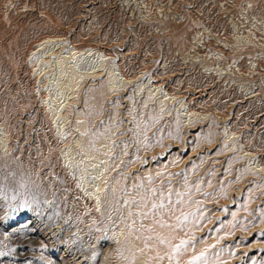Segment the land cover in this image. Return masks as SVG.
<instances>
[{"label": "rangeland", "instance_id": "1", "mask_svg": "<svg viewBox=\"0 0 264 264\" xmlns=\"http://www.w3.org/2000/svg\"><path fill=\"white\" fill-rule=\"evenodd\" d=\"M160 1L174 3L182 12V0ZM183 1L195 3L199 14L183 5L192 12L191 19L166 22L168 32L158 33V25L133 17V10L128 11L122 0H0V252L6 253L0 255V264H57L67 251L62 241L70 239L66 227L55 239L47 237L53 239L47 245L40 240L44 236L39 230L50 232L65 224L76 232L71 249L77 245L92 257L99 255L104 242L113 247L108 234L111 217L121 213L126 201L138 244L147 234L169 242L188 233L177 244L189 264H264V100L240 91L249 77L232 79L219 64L208 72L202 67L205 64L184 63L189 52L204 51H191L187 43L199 30V19L217 37L232 41L231 22L237 17L232 10L227 12L229 19L224 18L227 7L220 9L222 0ZM245 2L251 7L242 5ZM255 5L264 8V0H233L236 10L247 8L239 15L250 18L245 26L258 33L264 31V14L257 15ZM156 7L151 8L155 13ZM46 37L68 38L80 48H100L115 59L126 77L138 78L144 72V89L138 90L141 82L109 89L108 76L85 81L66 111L68 134L62 141L47 122L49 114L43 110L29 64L35 43ZM211 45L220 49L215 41ZM224 50L227 61H240L241 71L246 65L248 75L252 73L246 54ZM235 55L239 58L233 60ZM258 64H264V55L256 60ZM220 70L234 83L216 76ZM185 71L189 77L181 81ZM151 77L157 87L164 86L192 104L193 100L198 114L217 113L230 119L238 136L228 140L224 121L215 116L186 122L174 107L161 109L159 98L148 93ZM236 84L239 88L233 87ZM253 84H257L254 79ZM253 91L264 99L261 85ZM4 122L11 130L8 140L2 131ZM76 141L81 149L74 147ZM68 145L75 149L78 169H88L87 182L104 174L108 188L116 189L113 196L118 195L120 202L113 206L107 200L104 214L64 166L62 156ZM91 146L102 160L90 168L83 151H91ZM32 217L35 227L19 228ZM64 257L66 264L78 263L69 253ZM101 263L102 257L97 258Z\"/></svg>", "mask_w": 264, "mask_h": 264}, {"label": "bare ground", "instance_id": "2", "mask_svg": "<svg viewBox=\"0 0 264 264\" xmlns=\"http://www.w3.org/2000/svg\"><path fill=\"white\" fill-rule=\"evenodd\" d=\"M208 1L212 2V0H208ZM122 2H123L124 7L128 8V11L133 10V12L131 11L133 17H138L139 20L141 19L146 24H150L154 26L155 24L158 25V29L156 30V32L158 33L168 32V29L165 27V25L169 23H166V22L175 20L174 22L176 24H180L183 21L185 22L187 19L189 20L191 19V17L189 16L191 15L192 12L189 9H185L184 8L185 6L183 5H187L188 7L193 8L194 12L196 14H199V11L195 3L185 2L183 0L181 1L182 6L180 7V11L182 9V12H179V7L174 5V3L172 4L171 2H168L167 4L166 3L163 4V2L161 1L159 2V0H122ZM236 3H239V2H236ZM242 5L246 7H251L250 4L246 2L243 3ZM154 6H157L156 13L153 12L151 9ZM204 6L206 7L209 5L205 3ZM223 7L224 5L221 4L220 9H222ZM235 7L237 9V5H235ZM25 8H26V11H28L29 6H25ZM226 9L227 8H224V11ZM245 10H247V8ZM183 12H186V14H183ZM245 12H248V11H245ZM258 17L259 16H257V18ZM237 20H233V21L231 20L232 22L230 21L232 23L231 27L233 29V34L231 35L232 41H229V40H226L225 38L222 39L221 37H217L214 31L210 30L208 25H206L203 21L199 19L198 22L196 23L198 25L197 27L199 28V30L195 32L193 41L191 42L188 40L187 42L186 40V42L188 43V45L190 44L191 51L195 49L197 50L202 49L204 51L201 54L198 52H195L194 55H192V52H189V54H187L188 58L187 57L185 58L187 62H184V63L189 64V62H192L191 63L192 66L196 65L197 63H199L200 65L205 64L202 67L206 68V71L210 70L212 67L213 68L218 67V64H219V68L225 67V69L223 70L224 74L225 75H228V73L231 74L229 76H231L232 79L234 76H237V75L243 78L249 77L253 73V66L256 64V60L259 59V57H262V55H264V48L261 46H258L256 42H253L247 36H244L245 35V33L243 32L244 30L246 32L251 31V34L253 33V35L256 36L257 33L253 31V27H250V25L249 26L244 25L243 26L244 30H243L240 26L236 24ZM249 23L247 22V24ZM170 24L173 25L174 23L171 22ZM20 37L21 36H19L17 39V42H16L17 46H19L20 44ZM211 41H215L216 44L220 46V49L213 48L211 45ZM35 44L36 46H35L34 51L31 52L29 64L31 65L33 69L34 79L37 81V89H38L37 95L42 100L43 110L49 114L47 116V119H48L47 122L50 123L51 125H54L55 129L57 130V135L62 141L66 139V136L68 134V132L65 131V123L69 118L66 116V111L71 106H73L72 105L73 100L77 98V92L83 87V85L85 84L84 83L85 81H89V79H91V81L98 80L105 76H108V86H109V89H112V90L115 87L120 86V85L122 86L123 85H133L135 83L141 82V84L139 83L140 85L138 84L139 85L138 90H140L142 88L144 89V86L147 82L146 80H143V78L145 77L143 76L144 72H141L140 77L138 78L126 77L121 67L119 66V64L116 63L115 59L111 58V56L107 55V53L103 52L100 48H96L93 46H87L84 48L76 47L74 46L73 42L69 41L68 38H64V37H46L44 39L37 41V43ZM224 48H226V50L231 49V53L246 54V57L248 56V58L251 59L249 64L251 65L250 71L252 70V73L250 72V74L248 75L249 68L246 65L244 67V70H245L244 73L243 71H241V68H240L241 64L239 65L240 61L238 62L237 60H234L236 58H239L236 55H235L236 57L235 56L233 57L234 62L231 61L230 63L229 61H227V59L225 58L227 53L224 50ZM242 58H245V57H241L240 59ZM196 60H198V62H196ZM208 63H210L211 66H209ZM234 64L237 66H235ZM233 65L235 66L236 70L238 69V72L234 71L233 73L232 71V68H234L232 67ZM258 65L260 66L259 69L264 70V64H258ZM199 69H201V67ZM185 73H186L185 78L181 79V81H185L187 80V77H189L186 71ZM215 73H216V76L218 77L225 78V79L228 78L226 76H223L222 70L215 71ZM254 73L257 74V77L253 78L257 84L254 85L253 88H250L248 90V92L252 91L250 94H247L248 92H244V94L246 96H250V98H258L257 96L259 95L256 94V92L253 90H256V88L259 85H262L264 83V79L261 78L259 75L261 74V71L254 72ZM231 78L229 77L228 79H231ZM232 79L229 81L234 83ZM230 85L232 86V84ZM234 86L239 88L237 84ZM241 87L245 88L246 86H243L242 84ZM147 88H149L148 93L150 94V96L152 95V96L159 98L160 100L159 104H161L160 106L161 109H163L164 107H168L169 109L170 106L174 107L176 111L182 112V116H184V118L186 119V122H190L192 119L204 120L206 118L215 116L216 118H219L220 120L224 121V124L226 127L225 135L228 140H233L238 136V134H235L233 132L232 128L229 125L230 119H227L222 116L220 117L219 114L217 113H213L210 115L209 114H205V115L198 114L193 107V104H194L193 100H192L193 102L192 104L186 101L184 97L172 95L171 93H169L168 90H166L164 86L157 87L156 81H152V77L149 80V85L147 86ZM239 89L243 93L242 91L243 89L241 88ZM3 125L5 126L4 127L5 130H2V131H5L4 136L8 140L11 130L7 122H4ZM4 136H2V138ZM74 144H75L74 147L76 148L78 147L80 149L82 148V145L80 142L76 141ZM231 144L233 146L235 145V143L233 142H231ZM74 147L73 145H71L64 150L65 152L62 156L64 157V166L68 170H70L71 175H73L76 178V180L79 181L78 184L80 188L85 192L86 196L88 197V200L92 202L99 209V212H101V214H104L103 209L106 206H108L106 203L107 200H108V204L110 203V205H113V206L118 201L120 202L119 198L117 197L118 195L115 197L113 196V194H115L113 192H115L116 189L114 188V186H113L114 188L113 190L108 188V184H107L108 182L106 180L107 175H104V174L102 175L100 174V176L97 174V176L101 178L98 177V180L87 182L85 175L88 169L84 168L85 169L84 172L81 169L80 170L78 169L79 166H78V162L76 161L78 159L73 158L74 157L73 155L76 153V152L74 153L75 151ZM90 149L91 151L85 150L83 152H84V157L90 160L91 164H89V166L91 168L92 166H95L94 163H96L97 161H101L102 159H100L99 157H96V154L92 152V146ZM126 202L124 204V208H121V213L116 214L115 216L111 217L112 228H110V230L108 231V234L111 235V241H113V247L110 245L112 243H109V241L104 242L105 243L104 247L106 248L103 249L104 247L102 248L101 246L102 248L101 253L99 255L98 254L95 256L93 255L94 257L91 256L90 251L88 249H80L77 245L75 246L73 244L74 247L71 249V242L76 241L75 240L76 232H73L71 226H68V227L65 226L66 224L62 226H58L50 232H48L47 229H46L47 231L40 229L39 231L43 233L42 235L44 236V238L43 237L41 238L39 236L38 237L40 238V240H43V242L46 244L48 243V241L53 240L50 238L47 240L46 239L47 237L52 236V238L55 239L56 234L60 233V231H62L63 228L66 227L65 233L68 234V237H70V239L67 241H62V244H65L67 251L65 253H62V256L61 258L58 259L57 264L68 263V261H66L64 257L66 253H69V256H74L72 258L76 259L75 262H78L79 264H84L86 261H88V263H91V264H97V258H101V257H102L101 264H189L187 255L185 253H181V251L178 248V244H177L178 239L185 240L188 237V233H185V234L182 233L181 235L172 238V240H170L169 242L168 241L165 242V240L161 242L162 240L160 241L157 235L148 237V234H147L146 237L149 242H147V239L145 238L146 242L144 241L142 244H138L137 243L138 241L137 242L135 241L136 235H135V231H133V228H132L133 223H134L133 217H131V214H130V211L132 212V210L130 211L129 209L127 210L128 206L130 205L127 206ZM35 222L36 220L33 217L30 219L27 218L26 221L23 222L19 226V228L26 227V226L35 227L34 226ZM145 231H148V229L147 230L145 229ZM152 241H155V242L153 243ZM158 242L162 244H159ZM112 256H115L116 258L114 262L112 260L113 259Z\"/></svg>", "mask_w": 264, "mask_h": 264}, {"label": "built area", "instance_id": "3", "mask_svg": "<svg viewBox=\"0 0 264 264\" xmlns=\"http://www.w3.org/2000/svg\"><path fill=\"white\" fill-rule=\"evenodd\" d=\"M223 2V5L225 6V7H227V9H226V11H231L232 12V10L234 11V12H232V14L233 15H235V17H237L236 19H238L237 20V25L238 26H240L243 30H244V25H245V22H246V18L244 17V16H242L241 17V15H239L240 14V11L241 10H245L246 8H244V9H238V10H236L234 7H233V0H222ZM227 1H229V2H227ZM207 4V3H206ZM210 6V5H209ZM246 7V6H245ZM255 9L257 10V11H259L258 13H257V15H260L261 13L262 14H264V8H258L256 5H255ZM225 11V12H226ZM252 16H253V14H252ZM224 18H227V19H229V16L227 15V12L226 13H224ZM263 21H264V18L262 19ZM244 33H245V35L244 36H247L248 38H250L253 42H256L257 44H258V46H261V47H264V33L263 32H258L257 33V36H255L256 37V39H254V35H253V33L251 34V31H243ZM249 33V34H248ZM247 41V40H246ZM232 67H234L235 68V66L233 65ZM260 68V66L259 65H254L253 66V73L249 76V79H251V82H248V83H246V87H245V89H243L242 91H243V93L244 92H248V90H247V88L248 89H250L251 87H249V86H253L254 87V84H253V78H256L257 77V74H255L254 72H258V71H261V74H259L260 75V77L261 78H263L264 79V70L262 69H259ZM229 84H231V83H229ZM233 87H236V86H233ZM261 88L264 90V83L261 85ZM259 92H261V90H259ZM242 93V94H243ZM258 97H261V99L262 100H264L263 98H262V96H258Z\"/></svg>", "mask_w": 264, "mask_h": 264}, {"label": "snow or ice", "instance_id": "4", "mask_svg": "<svg viewBox=\"0 0 264 264\" xmlns=\"http://www.w3.org/2000/svg\"><path fill=\"white\" fill-rule=\"evenodd\" d=\"M12 199H16V197L13 196ZM24 204H25V205L28 204V200H27V199L24 200ZM5 254H6V253H2V252H0V255H5ZM201 255H203V254H201ZM196 259H199V258H196Z\"/></svg>", "mask_w": 264, "mask_h": 264}]
</instances>
